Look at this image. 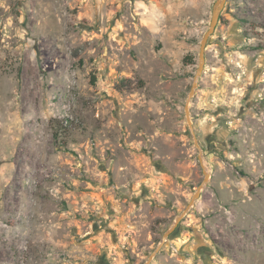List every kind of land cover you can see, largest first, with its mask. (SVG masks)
Here are the masks:
<instances>
[{
    "label": "rangeland",
    "instance_id": "obj_1",
    "mask_svg": "<svg viewBox=\"0 0 264 264\" xmlns=\"http://www.w3.org/2000/svg\"><path fill=\"white\" fill-rule=\"evenodd\" d=\"M215 2L0 0V264H145L185 210L150 264H264V0L190 97Z\"/></svg>",
    "mask_w": 264,
    "mask_h": 264
},
{
    "label": "water",
    "instance_id": "obj_2",
    "mask_svg": "<svg viewBox=\"0 0 264 264\" xmlns=\"http://www.w3.org/2000/svg\"><path fill=\"white\" fill-rule=\"evenodd\" d=\"M226 2H227V0H216V2L214 3L210 26H209L208 30L205 32V34H204V36H203V38L201 40V43H200L199 66H198V69H197V73H196L194 82L192 84L190 97L194 95L195 90L198 87L199 77L201 76V74L203 73L204 68H205L206 48H207L208 42L210 40V37L216 31V27H217V24L219 22L220 15H221V13H222L225 5H226ZM186 114H187L188 122L190 124L191 120H190V106H189V102L186 105ZM198 146L200 147L199 144H198ZM200 161H201V165H202V167L204 169L205 179H208L210 175L206 171V167H205V165L203 163L202 149H201V152H200ZM200 190H201V187H199V189L197 191V194L200 193ZM193 202H194V200L191 201V203L188 205L187 209H189L191 207ZM186 211L187 210H185L184 213L182 215H180L176 219V221L173 223V225L163 234L162 240L159 243L157 249L149 256V259L147 260V262L145 264H150V262L156 256V254L160 251V249L166 243L167 239H169L173 235V233L177 230V228L179 226V223L182 220V218L184 217Z\"/></svg>",
    "mask_w": 264,
    "mask_h": 264
},
{
    "label": "trees",
    "instance_id": "obj_3",
    "mask_svg": "<svg viewBox=\"0 0 264 264\" xmlns=\"http://www.w3.org/2000/svg\"><path fill=\"white\" fill-rule=\"evenodd\" d=\"M133 82L129 78H124L120 82H118L117 87L120 90L131 88Z\"/></svg>",
    "mask_w": 264,
    "mask_h": 264
},
{
    "label": "built area",
    "instance_id": "obj_4",
    "mask_svg": "<svg viewBox=\"0 0 264 264\" xmlns=\"http://www.w3.org/2000/svg\"><path fill=\"white\" fill-rule=\"evenodd\" d=\"M67 124H68V120L65 121V125H67Z\"/></svg>",
    "mask_w": 264,
    "mask_h": 264
}]
</instances>
